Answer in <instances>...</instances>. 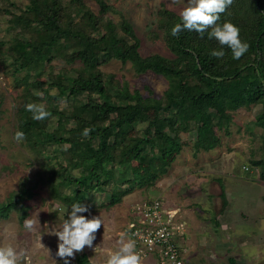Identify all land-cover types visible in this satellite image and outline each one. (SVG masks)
<instances>
[{"label": "trees", "instance_id": "trees-1", "mask_svg": "<svg viewBox=\"0 0 264 264\" xmlns=\"http://www.w3.org/2000/svg\"><path fill=\"white\" fill-rule=\"evenodd\" d=\"M87 1H95L99 12ZM109 11L105 0H31L25 15L13 17L16 25L32 33L28 38L16 36V42L8 47L17 71L25 68L21 63L29 58L26 66H35L34 75L39 77L41 68L55 59L50 57L52 49L63 54L77 53L83 61L73 70L63 68L62 77L37 84L38 92L45 94L43 103L51 115L38 121L25 108L20 109L17 115L23 141L30 148L46 150L53 144H68L70 148L79 145L71 169L86 168L89 172L86 177L72 175L66 164L61 172L41 175L32 183L27 179L25 196L14 193L0 203V217L18 210L24 218L30 208L26 201L34 197L38 181L48 183L61 202L72 203L74 198L83 202L90 194L100 195V202L92 203L88 209L110 210L136 185L150 187L166 173L171 158L191 141L185 137L194 131V148L211 151L218 144L214 136L219 131H229L242 107L257 109L255 123L264 128V0H233L217 21L221 25L225 21L236 25L240 39L249 44L247 53L238 60L233 59L229 48L209 38L211 29L203 37L187 29L173 36L171 29L182 21L178 13L166 7L158 11V26L173 57H143L132 24L125 17L112 19ZM34 50H39V57L33 56ZM213 50H223L225 55L212 56ZM111 57L130 62L138 74L151 71L163 76L171 95L156 97L149 87L148 95H144L139 90L131 91L127 84L121 90L114 87L115 93H111V82L98 67ZM51 87L58 88L59 94L49 95ZM61 95L67 97L64 105L59 101ZM81 95L86 96L81 103L69 101ZM38 96L35 93V98L28 97L27 103H39ZM53 105V109L48 107ZM150 110L157 112L162 127L158 120L147 122ZM41 121H47V125L40 127ZM85 128L91 129L87 137L82 135ZM77 130L81 132L79 136L64 137ZM155 159L161 162L158 170L149 165ZM252 165L261 167L264 181V157L252 160ZM59 186H64L62 191ZM75 258L77 264H91L84 251L77 252Z\"/></svg>", "mask_w": 264, "mask_h": 264}, {"label": "rangeland", "instance_id": "rangeland-1", "mask_svg": "<svg viewBox=\"0 0 264 264\" xmlns=\"http://www.w3.org/2000/svg\"><path fill=\"white\" fill-rule=\"evenodd\" d=\"M105 1L110 6L109 17L114 20L125 17L132 24L141 42L140 54L143 57L152 54L173 57L163 39L162 29L158 26V11L160 8L166 7L180 15L187 0H180L179 4L172 3V0ZM30 3L31 0H0V203L5 202L14 193L21 192V195L25 196L23 192L27 179L32 183L33 179L41 177V175L50 176L55 171L61 172L63 165L67 164L72 175L75 176L86 177L89 172L86 168L71 169L75 159L74 153L80 148L79 145L70 148L68 144H53L46 150L43 147L30 148L23 140L17 142L14 138L15 133L20 131L17 112L25 108L28 97L33 99L35 98L34 94L39 93L40 96L37 97L40 98L39 103L45 102L43 101L45 94L38 92L37 84L40 82L44 85L46 81L50 82L56 76L62 77L63 68L73 70L83 64L77 53L63 54L59 50L52 49L50 57L54 56L55 59L51 63L45 61L49 64L41 68L39 77L34 75V71L37 69L35 66L31 68L26 66L29 58L23 60L22 65L19 64L25 67L23 70H16L12 55H8V47L16 42V36L21 35L28 38L32 33L31 30L16 25L12 20L15 15H25V10ZM87 4L96 13L99 12V6L95 1H87ZM120 49L118 47V50ZM33 56L39 57V50H34ZM47 57L49 58V55ZM43 58L46 60V57ZM98 67L109 78L111 93H115L114 87L121 90L124 84H127L131 91L139 90L144 95H148L146 87L151 88L156 97L171 95L166 78L151 71L138 74L130 62L124 63L117 57H111L109 61L99 64ZM247 75L251 74L248 72ZM59 92L60 90L56 87L48 89L49 95L55 96ZM85 97L81 95L70 98L69 101L81 103ZM59 101L64 105L67 103V97L61 95ZM45 106L47 108V105ZM48 107L53 109L56 105ZM255 111L257 109L239 108L229 131H219L218 136H214L213 140L218 139V144L211 151H207L203 147L194 148L193 142L197 137V131H194L191 136L185 137L191 141L184 145L180 153L171 158L168 171L156 179L150 187L136 185L129 194L123 197L120 203L110 210L89 209L88 212L80 213L88 218L101 216L105 225V228L102 224L101 228L97 230L93 246H86L83 249L89 260L91 259V264L93 262L94 264H105L108 252L117 249L121 236L127 239V226L133 217L134 206L156 197L161 198L166 209H179L180 219L186 223L191 221L183 213L186 210L194 212L196 224L193 228L191 226V234L198 233L199 236L201 235L200 240L210 237L207 241L208 251L205 250L204 255L208 256L214 251L216 244L219 249L223 250L222 256L216 255L217 261L203 260L201 264H232L225 259L228 258L226 248L230 250L237 247L243 251L240 252L237 249L239 252L230 253L238 258L235 264H264V237L261 238V233H257L256 229L252 233L255 225H252L251 221L256 216L251 215V220H248L250 222L248 229L252 232H247L245 236L238 235L237 232L235 235H229L231 232L225 231L222 233L223 236L216 238L215 243L214 237L210 236L214 231L209 232L207 228L208 217L214 213L212 212L214 207L218 210L220 206L221 190L224 192L229 190L233 194L236 199L233 206L248 204V207L253 209L252 206L263 204L262 187L240 181L233 182L236 176L254 175L259 179L262 176L261 167L252 165V160L258 161L264 157V128L255 123ZM156 120L162 127V121L157 118V112L150 110L147 122ZM46 125L47 121L39 123L40 127ZM140 126L145 127L146 124ZM80 133L78 130L68 132L64 137L71 138L75 135L79 136ZM135 133L133 131L132 135ZM149 165L153 170H158L161 162L155 159L149 162ZM247 168H249L248 171L245 170ZM201 178H207L209 181L200 183ZM63 188L64 186H59L61 191ZM92 196L90 194L91 198L89 197L83 202L74 198L72 203H64L55 197L48 183L38 181L34 187V197L26 201L30 208L24 218L18 210H13L6 217H0V246L11 244L18 253L22 252L23 255L18 264H64V259L56 255L58 237L52 232L58 230L63 220L68 218L73 204L80 203L88 207L94 202H100V195H95V198ZM208 198L211 201L216 200L218 203L216 205L209 204ZM226 205L225 199L221 210L228 211L229 209L225 208ZM254 210L256 212V209ZM28 217L37 220L34 232H29L24 228V220ZM225 219V215L217 216V220L224 224L223 226L226 225ZM257 229L263 231L264 236V227ZM253 234L260 236L253 238ZM224 237L225 242H223ZM252 241L254 242L252 243ZM230 252L232 251L230 250ZM76 254L77 252L75 256ZM68 259L70 264H77L76 258Z\"/></svg>", "mask_w": 264, "mask_h": 264}, {"label": "clouds", "instance_id": "clouds-1", "mask_svg": "<svg viewBox=\"0 0 264 264\" xmlns=\"http://www.w3.org/2000/svg\"><path fill=\"white\" fill-rule=\"evenodd\" d=\"M172 3L179 4L180 0H172ZM232 3L233 0H187L180 11L182 23H176L171 29V34L177 36L182 30L187 29L196 31L203 37V34L211 29L208 32L209 38H215L221 46L229 48L233 59H240L249 49V44L240 39V29L230 21H225L222 25L217 23L221 14L225 13ZM211 55L222 58L225 53L223 50H213ZM25 109L32 114L34 120L38 121L47 119L51 115L44 103L30 102L25 105ZM90 132V128H85L82 135L87 137ZM14 138L20 142L24 139V133L17 131ZM88 211L87 206L80 203L73 204L68 218L63 220L58 230L52 232L58 237L56 255L64 259V264H70L68 258L74 259L76 252L83 251L86 246L92 247L97 230L102 224L105 228L101 216L88 218L80 215ZM36 225V219L28 217L24 220V228L29 232H34ZM22 255L23 253H18L11 244L0 246V264H18ZM187 262L189 264L188 260ZM105 264H141V257L136 251L135 242L121 236L117 249L108 252Z\"/></svg>", "mask_w": 264, "mask_h": 264}, {"label": "crops", "instance_id": "crops-1", "mask_svg": "<svg viewBox=\"0 0 264 264\" xmlns=\"http://www.w3.org/2000/svg\"><path fill=\"white\" fill-rule=\"evenodd\" d=\"M246 171H248L247 169H245ZM204 181H203V180ZM207 181H209V179L207 178H201V182L206 183ZM243 182V183H249L251 185H255L256 186H260L263 188V192H262V196L264 199V181L257 178L254 175L251 176H236L235 180L233 182ZM208 185V184H206ZM221 186V185H220ZM229 186V185H228ZM222 189V188H221ZM208 194V193H207ZM226 199V209H229L228 211H225L224 209L221 210L223 208L224 202ZM209 204H215L218 203L216 200H210L209 198L207 199ZM220 200V206L218 208V210L214 207V212L212 215H210V217H208V221L209 223L207 224V228L209 229V232H213L212 234H210V236L214 237L213 241L216 243V238H220V236H223L225 231H230L231 234L229 233V235H235L236 232L238 235H246L247 232H252L251 230L248 229V225H250V222L248 220H251L250 218L253 216H256V218H253L252 225H255V228L253 229V232H255V229L258 230L257 233H261L262 236L257 235V234H253L252 237L253 238H257V237H261L263 238V231L257 229L259 228H263L264 227V201L262 205L259 206H252L253 209L251 207H248V204H244V205H238V206H233V202L236 201L235 197L233 196V194L228 190L225 191L221 190V196L219 197ZM223 204V205H222ZM260 208V210H259ZM256 209V212L255 210ZM174 210V209H173ZM178 210V215L177 217L180 219V215H179V209ZM204 210V209H203ZM186 210V212L183 213V215H185L188 219H190L189 221L186 223V235L183 236L179 241H180V245L182 246V248L185 250V255L187 257V260L189 261V264H201L203 262V260H208V261H217V256L218 254L222 256V252L223 250L219 249L217 244H216V248H214V251H212L211 253L208 254V256L204 255V251L207 250L208 251V239L206 240H200L201 235L199 236L198 233L197 234H191V226L193 228V226L196 224V222L194 221V212L188 211ZM186 213V214H185ZM256 213V215H255ZM259 213V214H258ZM189 216H188V215ZM218 215H225L226 219H225V226H223L224 224H221L219 222V220H217V216ZM192 224V225H191ZM201 231V230H200ZM194 232V231H193ZM203 235V234H202ZM205 236V234H204ZM127 239H130L128 235H126ZM206 243H205V242ZM223 242H225V237L223 238ZM254 241H252L253 243ZM257 242V241H255ZM220 243V242H218ZM234 249V250H233ZM230 249L232 252H230L229 248H226V255L228 258V261H230L232 264L233 262H237L238 258L233 256V254L231 255L230 253H233V251H237V252H242L243 250H240L238 247L237 248H233ZM239 251H238V250ZM221 251V252H220ZM217 255V256H216ZM154 258H141V264H157L156 260ZM220 259V258H219Z\"/></svg>", "mask_w": 264, "mask_h": 264}, {"label": "built area", "instance_id": "built-area-1", "mask_svg": "<svg viewBox=\"0 0 264 264\" xmlns=\"http://www.w3.org/2000/svg\"><path fill=\"white\" fill-rule=\"evenodd\" d=\"M127 233L135 242L141 258H155L157 264H188L180 239L186 224L177 217L178 210L166 209L160 197L138 203Z\"/></svg>", "mask_w": 264, "mask_h": 264}]
</instances>
